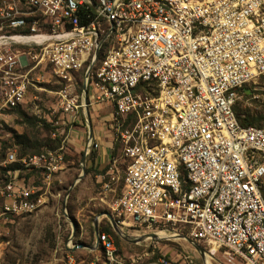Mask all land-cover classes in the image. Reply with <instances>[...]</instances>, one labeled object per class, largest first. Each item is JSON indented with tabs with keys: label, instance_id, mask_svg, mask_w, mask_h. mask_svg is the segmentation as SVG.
<instances>
[{
	"label": "built area",
	"instance_id": "1",
	"mask_svg": "<svg viewBox=\"0 0 264 264\" xmlns=\"http://www.w3.org/2000/svg\"><path fill=\"white\" fill-rule=\"evenodd\" d=\"M9 45L29 46L33 68ZM42 66L65 83L63 113L114 109L129 162L114 209L120 228L186 232L228 264H264V128L243 127L235 113L241 90L264 78V0H0V153ZM80 74L88 105L71 93ZM50 125L58 149L0 158V237L48 205L65 170L70 137ZM32 172L42 186L28 184ZM98 239L104 257L89 264H196L188 253L123 259L109 234Z\"/></svg>",
	"mask_w": 264,
	"mask_h": 264
},
{
	"label": "rangeland",
	"instance_id": "2",
	"mask_svg": "<svg viewBox=\"0 0 264 264\" xmlns=\"http://www.w3.org/2000/svg\"><path fill=\"white\" fill-rule=\"evenodd\" d=\"M75 80L78 93H81L82 74L76 76ZM56 103L57 100H36L42 115L51 113ZM236 109L242 113L250 110L264 116V78L255 80L238 94ZM261 128H264V121ZM53 131L54 128L39 116L33 103L27 101L13 112L9 126L2 134L4 148L7 147L6 151H17L19 156L39 154L44 149H57L59 138L57 141L52 137ZM2 155L3 152L0 153L1 158ZM116 159L118 179L110 186L112 191H107L106 195L93 174L85 173L86 177L72 186L73 181L83 175L82 165L79 166L77 158L74 170L67 174V181H54L48 205L40 213L14 220L5 226L0 237V264H89L96 258L101 260L104 252L100 246L93 250L74 249L79 244H96V221L99 230L113 238L123 259L139 256L150 260L162 255L175 259L188 253L196 264H228L222 253L209 255L203 250L206 254L203 259L196 249L174 233L162 232L158 234L159 239H149L145 236L152 233L134 229L128 222L121 228L123 233L116 232L106 213L111 214L117 222L118 213L114 209L122 196L123 178L129 163L121 146ZM38 185L42 186V182ZM186 234L184 232L183 235L187 237Z\"/></svg>",
	"mask_w": 264,
	"mask_h": 264
},
{
	"label": "crops",
	"instance_id": "3",
	"mask_svg": "<svg viewBox=\"0 0 264 264\" xmlns=\"http://www.w3.org/2000/svg\"><path fill=\"white\" fill-rule=\"evenodd\" d=\"M9 46L17 53L23 65H29V68H33L34 62L30 58L31 48L29 46ZM32 79L33 83L28 87L26 103L27 101L33 103L39 116L47 121V123L58 122L60 129H64L63 131L70 137L65 170L55 180L63 181L65 179L67 181V174L71 170H74L73 165H76V160L79 158V166L82 165L84 176L86 177L85 173L93 174L97 182L102 185L104 194L108 195L107 191H112L110 186L118 179L115 170L117 164L116 158L120 147L115 140V131L112 127L113 107L109 104L84 106L83 108H79L73 115L65 114L60 110L58 103V93L65 83L56 79L52 75L51 70L45 66L33 71ZM77 86L78 83L75 80L71 93L79 98L82 105H88L89 102L94 100L90 93H84L83 88L81 93H78ZM36 100H40V102L57 100V103L52 106L53 110L51 113L42 115V111L39 110ZM60 139L62 140L63 138L60 137ZM58 143L59 148L61 141L59 140ZM92 144H98L99 148L97 150L93 149L91 147ZM26 178L28 184L33 186H39L38 183L42 182V177L38 172H32ZM77 180L73 181L72 186Z\"/></svg>",
	"mask_w": 264,
	"mask_h": 264
},
{
	"label": "water",
	"instance_id": "4",
	"mask_svg": "<svg viewBox=\"0 0 264 264\" xmlns=\"http://www.w3.org/2000/svg\"><path fill=\"white\" fill-rule=\"evenodd\" d=\"M83 91H84L85 94H87L86 88H84ZM84 170H85V167H84ZM83 177H84V171H83V175L79 176L78 180L74 183L73 186H75L78 181H81V179ZM106 216L109 218V220H110L113 228L115 229V231L118 232V233H123L122 229L119 227V225L117 224V222L115 221V219L113 218V216L111 214H109V213H106ZM95 232H96V244L94 246H87L85 244H79V245H76L74 249L88 248L90 250H93L95 248H98L99 247L98 246V241H99L98 236L100 234V230H99V225H98V222L97 221L95 222ZM145 237H147L149 239H151V237L153 239H159L158 237H156L153 234L147 235ZM179 238L180 239H184L186 242H188V244H190L191 246H193V248L196 249V251H198L200 253V255H202L203 259H204L205 253H204L203 249L199 245L195 244L192 240H190L187 237L180 236Z\"/></svg>",
	"mask_w": 264,
	"mask_h": 264
},
{
	"label": "trees",
	"instance_id": "5",
	"mask_svg": "<svg viewBox=\"0 0 264 264\" xmlns=\"http://www.w3.org/2000/svg\"><path fill=\"white\" fill-rule=\"evenodd\" d=\"M235 113H236V116H237V119H238L239 123L243 127H258V128H261V123L264 121V116L262 114H258V113L254 114L250 110H247L246 112L242 113L241 111H238L236 109V106H235ZM59 140L61 141L60 138H59ZM57 141H58V139H57ZM6 148L7 147L5 146L4 151H3L4 155L6 153ZM4 155H2L3 156L2 158L1 157L0 158L3 159ZM20 157H23V156H20ZM16 169H19V165H12L9 168V170H16ZM101 232H104V231L101 230Z\"/></svg>",
	"mask_w": 264,
	"mask_h": 264
},
{
	"label": "bare ground",
	"instance_id": "6",
	"mask_svg": "<svg viewBox=\"0 0 264 264\" xmlns=\"http://www.w3.org/2000/svg\"><path fill=\"white\" fill-rule=\"evenodd\" d=\"M167 236H168V235H167ZM212 252H213V253H212L213 255H216V254H217V253H216V250H213ZM205 256H206V255H204V258H205ZM208 257H209V256H208Z\"/></svg>",
	"mask_w": 264,
	"mask_h": 264
}]
</instances>
